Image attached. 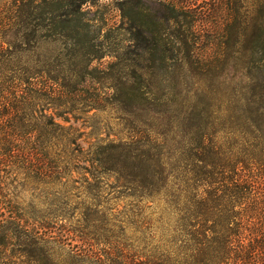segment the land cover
<instances>
[{
  "label": "rangeland",
  "instance_id": "374dc122",
  "mask_svg": "<svg viewBox=\"0 0 264 264\" xmlns=\"http://www.w3.org/2000/svg\"><path fill=\"white\" fill-rule=\"evenodd\" d=\"M68 3L0 0V59L29 51L24 60L52 65L61 92L71 91L22 121L5 117L11 106L0 111V138L20 124L35 130L0 142L10 160L0 173V264H30L31 244L55 264H79L70 258L77 251L104 254L106 243L128 252L143 240L155 246L170 195L142 196L128 183L131 170L113 171L120 155L148 160L160 148L166 189L184 192L193 160L214 159L212 147L232 150L235 118L262 92L264 0H95L70 28ZM254 36H262L259 53ZM52 120L74 128L75 154L65 143L44 150L41 126ZM143 222L150 232L141 233Z\"/></svg>",
  "mask_w": 264,
  "mask_h": 264
},
{
  "label": "trees",
  "instance_id": "16d2710c",
  "mask_svg": "<svg viewBox=\"0 0 264 264\" xmlns=\"http://www.w3.org/2000/svg\"><path fill=\"white\" fill-rule=\"evenodd\" d=\"M68 1L71 11L66 12L62 22L70 28L74 14L77 12L76 19L79 18L83 15L80 12L82 6L95 0ZM160 7L171 11L167 6ZM80 31L86 32L83 28ZM60 35L63 39L72 38L68 31ZM261 41L262 36L253 37L255 53L261 51ZM26 52L29 51L20 50L6 61L0 59V111L11 106L5 117H10L12 122L17 118L22 121L24 116L27 118V112L35 110L41 102L44 106L55 104L61 95L68 98L71 94V91L61 92L59 76H50L54 73L52 65H42L40 60H24ZM260 88L261 94L248 100L250 106L245 117L235 118L238 141L232 145V150L224 152L222 148L212 147L208 153L214 159L193 160L192 169L185 175L184 183L188 188L184 192L166 189L167 177L164 176L160 148L155 146L156 152L148 160L132 153L130 156L120 155L121 162L114 165L117 168L113 171L122 174L121 169L131 170L128 183L143 191L142 196L147 192L149 196H160L163 189L170 195V201H166L170 218L166 233H162L163 239L153 243V247L143 240V248L137 252L106 243L104 254L92 250L77 251L70 258L79 264L81 261L89 264H264V117L254 114V111L264 109V82ZM257 104L260 106L253 108ZM36 113L32 111V114ZM5 117L0 114L1 122L7 120ZM31 127L22 124L11 127V133H1L0 142L13 143L10 140L20 137L18 133L22 130L32 135L35 130ZM40 132L44 150L56 142L65 143L72 155L77 152L69 149L77 145L72 126L66 128L52 120L41 126ZM5 157L6 154H0V173L1 168L10 163ZM90 162L95 168L98 159ZM0 196H5L1 188ZM161 222L165 224L164 220ZM147 225L142 223L141 233L144 230L150 232ZM45 229H49L48 226L45 225ZM29 247L30 264H55L46 248L36 249L35 244Z\"/></svg>",
  "mask_w": 264,
  "mask_h": 264
}]
</instances>
